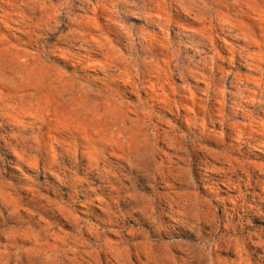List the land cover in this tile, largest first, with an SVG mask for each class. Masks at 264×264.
Listing matches in <instances>:
<instances>
[{
  "label": "rangeland",
  "instance_id": "1",
  "mask_svg": "<svg viewBox=\"0 0 264 264\" xmlns=\"http://www.w3.org/2000/svg\"><path fill=\"white\" fill-rule=\"evenodd\" d=\"M0 264H264V0H0Z\"/></svg>",
  "mask_w": 264,
  "mask_h": 264
}]
</instances>
